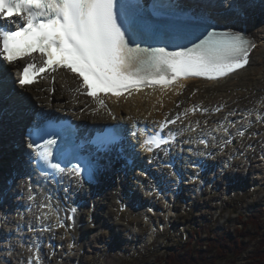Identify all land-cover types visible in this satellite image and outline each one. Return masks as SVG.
Segmentation results:
<instances>
[{
  "label": "snow or ice",
  "instance_id": "1",
  "mask_svg": "<svg viewBox=\"0 0 264 264\" xmlns=\"http://www.w3.org/2000/svg\"><path fill=\"white\" fill-rule=\"evenodd\" d=\"M167 7L171 5L156 0L147 8L141 0H0V71H6V65H14L18 60L39 53V66L30 61L17 73L16 82L20 87L36 84L44 76L64 69L78 81L77 87L70 91L91 97L97 104L92 109L96 113L100 108L107 109L103 96L108 94L131 95L132 90L138 91L141 86L171 85L190 76L219 80L250 64V54L257 47L254 38L243 30H217L213 25H208L196 36V42L190 41L191 47L177 46L171 51L166 47H142L145 37L155 34V25L147 18V13L160 16V9ZM30 69L34 70L32 78H28ZM52 80L54 84V75ZM48 91L54 92L55 87ZM223 107L221 104L214 111L219 112ZM197 110H201L199 105L191 109ZM187 111L182 115L186 116ZM202 111L207 112V109ZM257 119L264 120V115ZM180 120L181 114H178L161 122L160 135L145 130L141 147L149 153L162 150L167 155L176 134L170 133L165 138L163 132ZM204 123L206 125L207 121ZM195 127H200L199 121L195 122ZM221 130L227 132L228 128L215 129ZM237 135L243 137L245 133L238 130ZM28 137V157L33 172L53 178L60 175L61 180L67 177L70 184L74 182L78 187L82 186L85 171L89 180L95 178L98 168L91 162L85 168L81 166L82 161L73 164L66 159V153L57 147L61 138L59 131L36 125ZM198 142L207 148V139ZM231 142L225 140L221 150ZM11 179L14 182L16 177ZM23 180L31 201L34 199L31 194L33 173H26ZM41 207L56 212V227L64 228L66 232L75 227L76 207L68 208L64 217L59 215L58 204L53 206L49 202ZM120 210L123 211V206ZM42 215L44 219H50L51 211ZM42 230L51 231L52 228L45 225ZM73 246L70 244L69 248ZM33 259L39 264L38 256L30 258L28 264H33Z\"/></svg>",
  "mask_w": 264,
  "mask_h": 264
},
{
  "label": "bare ground",
  "instance_id": "2",
  "mask_svg": "<svg viewBox=\"0 0 264 264\" xmlns=\"http://www.w3.org/2000/svg\"><path fill=\"white\" fill-rule=\"evenodd\" d=\"M261 1L262 0H260L259 3L253 1H251V3L247 2V4H243V7L240 9L241 11H248V14H251L249 15L250 21H247V19L246 21H242L240 20L241 18H237V15H239L240 13H237V15L233 17L237 18L238 22L236 24L232 23V27L243 30L245 25L246 32L254 38L257 47L250 54V64L244 69L239 70L237 73L232 74L230 77L221 78L219 80H207L205 78H200L198 80L191 79L172 85L170 87L156 88L153 90L150 89L138 93L134 92L131 93V95L121 99L109 97L107 100L110 104L111 112H108L104 108H100V110L96 113H93L92 111V109H95L97 107V104L95 102H93L89 98L82 97L75 91H70V89H75L77 87L78 81L74 76L70 75L66 71H60L59 73L55 74V83L53 86L55 87L56 91L53 95V98H51L50 92L48 91V89L51 88L50 81H46L41 85H38V90L36 91L28 90L34 101V103H32L33 105L31 104L30 106L32 109L34 108L35 110V108L37 109L39 106H42L45 107L43 108L45 110L54 109L57 110V112L72 110L73 112H77L78 118L86 124H101L102 122H113L114 115L116 117H119L120 119L128 118L131 116L135 119L144 117L143 120L162 119L165 116L173 115L176 112H181V110H189L195 104H199L201 107L210 106L212 108L215 106L218 107L219 105L223 104L227 109H225V111L223 112H220L218 116L219 118L215 116H211L210 118H208L207 115L205 116V121L214 124L212 133L217 136V138H212V144L209 149L215 150L218 155L212 161L211 166L208 168V171L204 176H198L197 170L193 169L194 171H192L190 167L191 164L196 162L194 161V158L196 160H199L207 150H205L202 145L194 140L186 141L184 144L185 146H189L191 148V151L187 150L182 157L183 159L187 160V162L185 163L183 161L182 165L184 166V169L187 170V172L185 173L188 175V177L185 179V183L179 186L176 184V179L169 170L163 171L162 168H159L158 171H156V168H154L153 165H149L147 162H143L135 164L132 168H129L127 171V175L123 173L121 167H113L109 169L108 172L103 174L102 179L98 181L95 186L83 183L82 186L78 187L73 182L69 187H67L66 185L63 187L54 188V186L50 182H48L47 179L38 177L34 172H32V169H30L29 167L27 168L28 170H26L25 173L16 174V169L10 167V165L8 164L9 157L7 154L2 153L3 149L0 146V153L4 154L0 162V184L3 183L4 188H6V180H12V177H16L15 181L13 182L14 188L10 192L4 190L6 195L2 193L3 191L0 192V198L5 199V203L3 205L0 202V236H5V233L8 232H16L14 230L16 226V229H22L23 225H30L28 226L30 228L37 227L34 232H24V235L22 234V237H29L32 233L34 234V242L30 241L29 247H31L34 243L33 251H35L36 253L34 257L38 256L40 258L41 248L39 246L40 241L38 240V237L40 238L41 235H45V232H41L40 228L44 227L45 225H50L52 228L51 232L58 233L61 236L62 241L65 243L66 248H68L69 253L72 256H75L76 253L74 254L72 252L73 247H77V249L80 247L78 250H82L84 248L79 237H83L84 234H90L91 238H93V234L95 232L99 233L100 227L102 225L109 224L108 219H110L109 217L113 212H115L118 220L121 221L122 219H127V212H129V203L127 201L129 200H122V189L124 186V179L128 176L134 178L136 177V181L145 186V194L144 196L140 194L137 197L138 202H148L154 208V206L160 207L158 203H160L161 200H164L162 208H166V203L170 201L169 196L165 195V192L162 198L158 196V193L154 195V192H158L159 190L163 189L162 186H160V183L162 182V180H160L161 182L159 181L160 177H163L164 179H166V181L168 180V182L164 181L167 183V185L169 184V182H172V184L170 183V186L172 187V190L174 192L173 196L175 199H178L179 192L184 191V187L186 185H197V183H200L201 181L203 183H206L207 185L213 180H217L219 177L217 175V169L218 167H222L224 170V165L222 166L220 164L221 166H219L216 164L217 169H214L213 166H215V163H218V160L225 155L228 157L235 155V161L226 172V174H228L230 169L236 166L241 157H246L242 155V151L239 149V147L241 146L244 148H249V146H251L252 144L250 142L249 144L247 143L245 145L246 140L248 139V136L251 134V132H247L243 137H240L237 135V129L239 127L250 128V131H253L256 128V123L258 122L257 117L260 115H264V109L260 106V108H242L238 106L237 101L233 102L235 100L234 98H230L228 101V99L224 96L223 100H221V103H213L210 99V96L218 91H226L228 88L232 89V91L228 93L231 96L233 95L232 93L235 89L246 87V85L248 84V80L254 79V77L264 74V5L260 4ZM215 5V7L213 5L214 8L210 6L208 9H223L219 6V3H215ZM258 13L261 16V19L258 22V24L260 25L257 24L256 26H253V24L258 21L259 16H257L258 18L256 17V14ZM211 14L214 18H217L214 14V11H211ZM219 19L223 20L221 16L219 17ZM118 102L122 104V106H120ZM81 109H83V112H81ZM172 109L174 110L172 111ZM235 111H242L241 116H243L244 118L241 121H236L237 123L235 122V124L231 126L230 133H232V135H235L236 138L234 142L230 143L228 145V148L223 151L224 153H222V151H220V148L223 142L221 143L220 141L228 138V134H226V132L222 130L215 131V129L220 127L219 124L221 120L226 119V125H229V119H240L239 114H237L236 116L231 115L230 117L228 116L229 118H227L226 114L233 113ZM197 117L202 118L203 116L197 115ZM239 122H242L241 125H239ZM192 136L194 137V134ZM215 142L217 143L216 145H214ZM21 146L25 148L26 143L22 141ZM247 153L248 160H250L253 150L249 148ZM160 156H162V154H160ZM3 164L4 166L1 167V165ZM263 170H261L260 172V174L262 175H264ZM146 171L150 173L149 177H151V175H157L158 180L152 181L146 178V173L145 175H142V173ZM29 172L33 173V187L31 190V194L34 195V199L31 201L28 199L30 192L23 180L24 175ZM207 175L212 176L209 179ZM65 189H68V191L66 192ZM49 202H51L53 206H55L56 204L59 205V215L61 217L65 216L68 208L76 207L78 211L76 214L75 227L68 229L67 232L64 228L56 227V212L48 208L41 207L42 204H48ZM121 206H123V211L120 210ZM50 211L51 218L44 219L42 213ZM7 212H12V214H7ZM38 216L40 217L38 218ZM130 223H132V221H130ZM11 225H15V227H11ZM26 229L28 228L25 227L23 230ZM96 235L95 240L102 237V234L101 236L99 234L97 236ZM17 237L18 236H16L15 238ZM95 240L93 239L91 241ZM19 241L22 244H25V242L22 241L20 237L18 238V242ZM48 241L52 244L56 243V241H54V239L50 237ZM10 243L11 241L8 242V244ZM70 244L74 246L69 248ZM77 249L75 248L74 252ZM26 262H29V259ZM35 262L36 261L34 260L33 263Z\"/></svg>",
  "mask_w": 264,
  "mask_h": 264
},
{
  "label": "rangeland",
  "instance_id": "3",
  "mask_svg": "<svg viewBox=\"0 0 264 264\" xmlns=\"http://www.w3.org/2000/svg\"><path fill=\"white\" fill-rule=\"evenodd\" d=\"M257 24L258 21L253 26ZM231 91L230 88L218 91L210 99L213 103H221L224 96L228 101L234 98L233 102L237 101L242 108L260 106L264 109V74L248 80L246 87L235 89L230 96L228 93ZM249 132L251 134L245 145L252 143L249 146L253 150L250 160L247 155L249 148L240 146L242 155L246 157H241L225 176L220 175L222 168L217 169L216 164L223 166L226 155L213 166L217 169V180L207 185L202 182L186 185L178 199L174 198L169 186L164 189L165 195L170 198L166 208H162L164 200H159L160 207L154 208L148 202H138L137 197L145 194V186L136 181V177L128 176L122 189V200H129L127 219L120 221L113 212L108 219L110 226L102 225L93 238L90 234L79 237L84 248L78 250L80 247H73L75 256L69 253L58 233H45L40 238L37 236L41 243L39 264H165L169 255L178 249L193 246L195 250H206L219 235L237 239L245 247L244 251L239 256L230 251L228 257L219 259V251L230 248L231 244L228 243L227 247L206 256L201 264H247L250 255L264 238V175L260 174L264 167V123L256 125ZM253 216L259 217L254 219ZM28 226L16 229L17 226L11 225L16 232L0 236V264H28L26 261L34 257V243L29 247L30 241L34 242V234L29 237H22V234L34 232L37 227ZM25 227L28 229L23 230ZM96 234H102V237L95 240ZM19 237L25 244L18 242ZM49 237L56 243L49 242ZM93 239L95 241H91ZM75 248L77 250L74 252Z\"/></svg>",
  "mask_w": 264,
  "mask_h": 264
},
{
  "label": "trees",
  "instance_id": "4",
  "mask_svg": "<svg viewBox=\"0 0 264 264\" xmlns=\"http://www.w3.org/2000/svg\"><path fill=\"white\" fill-rule=\"evenodd\" d=\"M255 217L256 216H253L254 219ZM228 243L231 244L230 248H225ZM221 247L225 248V250L222 249L223 251H219L217 256L219 259L228 257L230 251L235 252L236 256H239L245 249L243 244L238 242L237 239L219 235L214 241L212 240V242H210L206 250H195L193 246H186L184 249H178L176 252L171 253L165 264H201L206 256L216 253V250H220ZM249 259L247 264H264V238L256 247L255 252L250 255Z\"/></svg>",
  "mask_w": 264,
  "mask_h": 264
}]
</instances>
